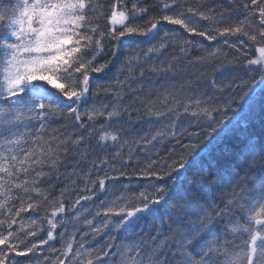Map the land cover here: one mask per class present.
Listing matches in <instances>:
<instances>
[{
  "label": "snow or ice",
  "instance_id": "1",
  "mask_svg": "<svg viewBox=\"0 0 264 264\" xmlns=\"http://www.w3.org/2000/svg\"><path fill=\"white\" fill-rule=\"evenodd\" d=\"M0 264H264V0H0Z\"/></svg>",
  "mask_w": 264,
  "mask_h": 264
},
{
  "label": "trees",
  "instance_id": "2",
  "mask_svg": "<svg viewBox=\"0 0 264 264\" xmlns=\"http://www.w3.org/2000/svg\"><path fill=\"white\" fill-rule=\"evenodd\" d=\"M13 2H15V0H13ZM146 2L151 4V3H153V0H146ZM187 2L189 4H191V5H193V6H196L197 3H198V0H187ZM207 2H208L209 5H213L214 6L216 3L222 2V0H207ZM150 14L159 15L158 11L155 8H150ZM144 19L146 20L147 17H144ZM137 23L143 24L144 20H138ZM194 26H196L197 28H208V27H210V23L208 21L199 20L197 18V21L194 24ZM163 29L164 30H169V31L176 30L177 33H178V37H177L178 39L188 38V39H192L194 42H196V41L203 42L206 48L207 47L220 46V44L222 42V39H223V38H219L218 37V39L216 41H204L201 37H194V36H191V34L185 33L182 29L179 28V26L168 25L166 23L163 25ZM160 35L163 36V31H161ZM125 39L127 40V38H125ZM135 39L137 41H142V40H146L147 38L137 37ZM232 39L234 40L235 38H232ZM158 42H159V37L156 40H152L151 44H156ZM149 46H150L149 43H140L139 44V48L140 49H146ZM135 49H137V44H128L125 47H123L120 50V53H119L120 61H123L124 57L127 56V55H130L131 52L133 50H135ZM224 50L229 52V58L231 59L232 56L234 55L233 52L231 50H229L226 46L224 47ZM177 51H178L177 48H173V47L170 46V48L167 50L166 54H168V55L177 54ZM197 54H198V50L196 48H193L192 56L195 57ZM117 66H118V64H117ZM193 71H195V68H193ZM114 72H115V68H113L112 72L109 73V79L114 74ZM101 82L102 83H107V80H102ZM99 99L104 100L105 97L103 95H101L99 97ZM229 115L231 116V113ZM190 131H199V128H197L195 125H193V127L190 129ZM256 131H258V129H256ZM201 135H203V133H201ZM183 142L186 143L187 140L184 139ZM226 143L231 144V141H226ZM173 148L176 149V153L178 154L179 151H180V145L177 144L175 140L165 141L163 144H159L157 146V148L153 149V152L158 151L159 152V157H163L164 159L171 160L172 155H170L169 153H170V150L173 149ZM134 155H138L140 157V159H141L140 167H143V161L145 159H147V154L144 153V152H141L139 149H137L135 151ZM151 158L152 159H158V157L156 155H152ZM161 166L162 165H159V164L157 165V167H161ZM134 167H136L135 160H133L132 162L128 163V166H127L126 170L129 173H131ZM187 175H188L189 179H191L192 176H193V172L190 171ZM122 180H123L124 183L130 185V191L131 192H136L137 190H143L144 185L149 183L148 180H144L143 178H140V177H137V176H133L131 181H129L127 178H122ZM117 183H119V182H117ZM81 187H82V185H81ZM76 194H77L76 192H73L71 195L74 198ZM80 194H83V193H80ZM99 199H100V197H97L96 200H95V203L93 201H82V205L84 207H86V208H91L94 211L95 210V204L99 203ZM65 203L67 205L69 203V201L66 200ZM66 215H67V218L70 221H73V214L72 213H67ZM85 218H89L90 219L91 218V214L90 213H85L83 216H81V221L83 219H85ZM58 219H59V217H58ZM94 223H95V221H94ZM74 224L76 225V227L79 228V231L76 233L77 239H79L81 234L84 231H87L88 229H87L86 225H83L82 223L77 222V221H73L72 223H69L67 225V228H68L69 232H72L74 230ZM60 231H62V227H58L57 230H56V232H57V241L50 242V243L54 244L56 247H60V243H59V232ZM44 235H45L44 232H40V233H38L37 237H29L28 241L29 242L36 241L40 237H43ZM88 239H90V237ZM100 240H102V237L98 238L97 241H93L92 243L93 244L99 243ZM86 246H88V245H86ZM44 247L47 248L48 246L46 245ZM18 259L24 260L26 258H18Z\"/></svg>",
  "mask_w": 264,
  "mask_h": 264
},
{
  "label": "bare ground",
  "instance_id": "3",
  "mask_svg": "<svg viewBox=\"0 0 264 264\" xmlns=\"http://www.w3.org/2000/svg\"><path fill=\"white\" fill-rule=\"evenodd\" d=\"M240 59H241V61H242V60H243V57H241Z\"/></svg>",
  "mask_w": 264,
  "mask_h": 264
}]
</instances>
